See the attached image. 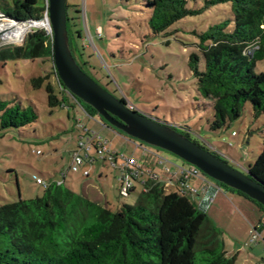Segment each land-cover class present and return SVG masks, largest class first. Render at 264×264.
I'll return each instance as SVG.
<instances>
[{"label":"rangeland","instance_id":"374dc122","mask_svg":"<svg viewBox=\"0 0 264 264\" xmlns=\"http://www.w3.org/2000/svg\"><path fill=\"white\" fill-rule=\"evenodd\" d=\"M66 4L68 17L74 24L70 30L72 51L91 79L117 99L123 98L134 110L187 135L234 170L264 181V175L255 176L260 173L256 166L263 153L264 116L255 118L250 104L246 103L237 120L211 131L212 108L207 102L194 100L195 80L187 67L189 55L197 49L194 33L204 32L220 18L229 17V5H217L199 16L186 17L164 33L155 35L147 24L149 10L141 0H66ZM202 5L198 0L193 7L201 8ZM5 18L0 14V22L10 21ZM42 21L38 24L18 23L24 26L25 32L16 40L0 41V51L20 47L34 29L49 35L48 27ZM263 72L264 58L254 69L255 74ZM37 79L41 82L35 86L33 81ZM58 80L52 58L0 61V100L32 106L37 114L36 121L26 127L0 129V206L40 197L43 188L36 185L34 179L37 177L47 184L64 177L65 185L72 191L111 211L124 204L133 205L142 191L141 186L135 184L129 196L121 198L119 169H113L94 151L91 153L93 163L82 166L78 173L69 171L71 152L78 141L92 134H97L106 151L149 167L162 179L168 178L163 173L164 166H157L148 150L157 151L168 162L171 173L176 171L175 166L182 165V160L176 156L110 127L75 97L79 105L71 96L67 97ZM46 86L52 89L57 101L67 97L64 106H48ZM36 151L41 155L37 156ZM84 171L89 173L86 178L82 177ZM205 177L209 183L218 185ZM188 182L194 187L201 183L200 180L196 183L195 178ZM84 185L99 199L86 196L88 192L84 191ZM169 187H165L166 192L173 190ZM219 197L215 202L210 199L208 203L212 207L206 215L222 231L224 245L225 241L231 240L245 245L241 235H235L233 229L231 240L225 235L227 226L230 230L229 224H238L239 217H243L236 211V202L229 201V195L223 196L225 202ZM225 251L227 254L226 247ZM228 257H235V263H238L236 256Z\"/></svg>","mask_w":264,"mask_h":264},{"label":"trees","instance_id":"16d2710c","mask_svg":"<svg viewBox=\"0 0 264 264\" xmlns=\"http://www.w3.org/2000/svg\"><path fill=\"white\" fill-rule=\"evenodd\" d=\"M141 1L149 10L147 24L155 35L186 17L229 5V17L194 33L197 49L187 62L195 80L194 100L211 106V131L237 120L246 103L255 118L264 116V72L254 73L256 63L264 58V0H201V8L193 7L198 0ZM44 11V0H0V14L15 23L40 21ZM66 26L75 59L70 31L74 24L68 14ZM51 38L39 29L31 30L20 47L1 50L0 61L52 58ZM40 82L37 79L33 84ZM45 91L49 107L67 102L66 96L57 101L49 86ZM36 119L32 106L0 100L1 130L20 129ZM256 170L260 172L256 177L264 175V140ZM65 181L50 182L40 197L0 206V264L235 263V257L226 254L222 231L198 209L195 196L179 189L166 192L163 182L149 180L133 205L111 211L75 193ZM218 186L256 205L264 221L261 205L220 183Z\"/></svg>","mask_w":264,"mask_h":264},{"label":"water","instance_id":"95a60500","mask_svg":"<svg viewBox=\"0 0 264 264\" xmlns=\"http://www.w3.org/2000/svg\"><path fill=\"white\" fill-rule=\"evenodd\" d=\"M52 62L64 89L90 106L110 127L147 146L168 152L203 175L238 191L264 208V183L234 170L221 159L178 133L120 101L86 75L73 58L67 33L66 0H47Z\"/></svg>","mask_w":264,"mask_h":264},{"label":"built area","instance_id":"2783aa9c","mask_svg":"<svg viewBox=\"0 0 264 264\" xmlns=\"http://www.w3.org/2000/svg\"><path fill=\"white\" fill-rule=\"evenodd\" d=\"M45 11L43 18L41 20L46 23L48 17V4L47 0H44ZM40 21L30 22L32 24H38ZM42 21V22H43ZM63 91L66 92L67 97H74L63 88ZM68 92V93H67ZM75 100V99H74ZM76 102V100H75ZM77 103V102H76ZM78 104V103H77ZM79 105V104H78ZM64 106V105H63ZM232 135H235L232 133ZM95 152L101 157L102 160L108 162L113 169H119L120 171V183H119V195L121 198H126L129 196V193L135 189V184H139L143 191H145L144 184L147 181H158L164 183V188L167 185H170L172 180L176 178L178 185H175V190L188 193L192 196H200L205 193V187H192L189 185L188 181L191 178H197L202 180V183L206 181L205 175L196 168L195 166L189 165L182 161V165L175 166L176 171L171 173L170 169L167 168L168 162L157 152L153 150H148L149 154L152 156V159L156 160L155 164L157 166H164L163 173L167 176V181H164L155 170H151L149 167L142 166L131 159L124 157H119L117 153L106 151L104 149L103 142L97 137V134H92L88 136L85 140H80L77 143V146L71 152V165L69 171L78 173L79 168L81 169L84 165H90L94 162V158L91 157V153ZM37 156L41 155L40 151L35 152ZM89 176V173L84 171L82 172V177L86 178ZM64 180V177H62ZM62 180L57 181L61 183ZM36 185L41 186L43 189L47 187V183L41 178L34 179ZM264 222V221H263ZM259 238V234L256 232V229L250 231V241L254 243Z\"/></svg>","mask_w":264,"mask_h":264},{"label":"crops","instance_id":"0c3cea01","mask_svg":"<svg viewBox=\"0 0 264 264\" xmlns=\"http://www.w3.org/2000/svg\"><path fill=\"white\" fill-rule=\"evenodd\" d=\"M197 179V178H195ZM164 181H166L167 179H163ZM176 178H174L171 182V187H169L170 185H167V187L172 188L173 191H175V185L177 184V180ZM197 179L196 183H199ZM53 181H59L57 179H54ZM201 183L197 184V187H201L204 186L205 187V193L203 195L200 196H195L193 198L197 199L198 201L196 202L198 209H200L202 212H204L205 214H208L209 211H211V204H209L208 202L210 201V199H212V201H216L219 198H222V202H225L223 196H230L228 199L229 201H235L237 204V208L236 211L243 217H239L240 221L237 224H229L230 226V230L227 226L226 230L224 233H227L225 235H229V239L231 240L233 237L231 232L232 229L235 231V235H241V239L242 241H245V245H238L236 242H234V240L229 241L228 243H226L225 241V247L227 250V254L229 255H234L236 256V260L238 261V263H234V264H264V222H263V213L259 210V208L252 204L251 202L247 201L246 199L238 196V195H234L232 193H226L225 191L221 190L218 185L216 184H212L209 183L207 180L202 183V180H200ZM189 183V182H188ZM190 186L194 187L191 183H189ZM195 187V188H197ZM88 187L87 185H84V191L88 192ZM85 193V192H84ZM222 194V195H221ZM93 196L94 193L92 194V192H88L86 194V196ZM96 200H98L99 198L96 196H93ZM194 199V201H196ZM105 200V197H104ZM214 219V218H212ZM245 220V223L244 221ZM244 223V224H243ZM222 228V227H220ZM252 229H256V232L259 234V238L257 239V241H255L254 243H252L250 241V231ZM230 243V244H229ZM248 244H252L250 246H248ZM247 247V248H246ZM229 248V249H228Z\"/></svg>","mask_w":264,"mask_h":264},{"label":"bare ground","instance_id":"6f19581e","mask_svg":"<svg viewBox=\"0 0 264 264\" xmlns=\"http://www.w3.org/2000/svg\"><path fill=\"white\" fill-rule=\"evenodd\" d=\"M23 27L18 23L6 20L0 22V41H13L18 39L25 32Z\"/></svg>","mask_w":264,"mask_h":264}]
</instances>
